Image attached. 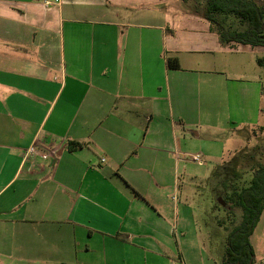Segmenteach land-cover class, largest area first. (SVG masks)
<instances>
[{
  "label": "crops",
  "instance_id": "obj_1",
  "mask_svg": "<svg viewBox=\"0 0 264 264\" xmlns=\"http://www.w3.org/2000/svg\"><path fill=\"white\" fill-rule=\"evenodd\" d=\"M44 1L0 0V264H184L200 236L170 194L244 144L206 131L254 119L264 47L179 0ZM250 241L264 264V209Z\"/></svg>",
  "mask_w": 264,
  "mask_h": 264
},
{
  "label": "rangeland",
  "instance_id": "obj_2",
  "mask_svg": "<svg viewBox=\"0 0 264 264\" xmlns=\"http://www.w3.org/2000/svg\"><path fill=\"white\" fill-rule=\"evenodd\" d=\"M255 1L258 3L263 2V0ZM179 2L181 1L179 0ZM188 5L187 9L183 5L184 11L204 16V0H189ZM195 6L199 8V12H196L197 8ZM179 11V8H175L167 13L174 16L173 12L177 13ZM227 23H231L230 18H227ZM247 56L250 62L252 61V68H254L255 80L254 83L250 82V88L254 86L256 92L254 119L243 124L237 122L233 128L227 125L223 126L222 123L217 128L206 131L208 135L220 137V139H227L231 135L242 138L244 144L235 147L234 150L232 147L226 148L224 157L221 160L205 158L204 166L201 168L204 171L203 177L196 179L193 177L190 180L181 181L178 191L170 194L171 202H173L172 196L174 195L176 198L175 203L185 199L187 207L190 208V218L194 225H197L195 231L200 236L198 245L191 243V246L192 244L196 246L195 248L198 249L199 253H192L186 248L184 264H192L195 255L202 262L200 251L203 252V257L207 254L216 264L222 261L226 234L234 226L228 220L229 212L225 207V196L246 186L251 179V168L257 164H264V50L255 49ZM258 60L263 62L260 63ZM232 84L237 87L242 86L239 82H232ZM191 162L194 163L192 159ZM226 164H232L235 168L231 167L230 169ZM193 167L195 166L193 165ZM215 173H218V175ZM235 215L237 217L236 222H238L240 211L235 210ZM256 239L257 237L254 238V241Z\"/></svg>",
  "mask_w": 264,
  "mask_h": 264
},
{
  "label": "trees",
  "instance_id": "obj_3",
  "mask_svg": "<svg viewBox=\"0 0 264 264\" xmlns=\"http://www.w3.org/2000/svg\"><path fill=\"white\" fill-rule=\"evenodd\" d=\"M189 7V0H180ZM204 19L211 32L217 35L219 43L226 48L236 49L247 46L251 49L264 47V2L255 0H204ZM260 2V1H259ZM196 12L198 7L195 6ZM227 18L231 23H227ZM262 63V60H258ZM169 69H179L176 58H167ZM83 147L78 142H70L68 149L74 151ZM228 168L232 164H226ZM235 167H233L234 169ZM248 184L225 196L229 223L234 225L225 237V251L219 264H255V253L250 241L264 209V164L251 168ZM218 175V173H215ZM235 210L240 211L237 221ZM222 226V224H221Z\"/></svg>",
  "mask_w": 264,
  "mask_h": 264
},
{
  "label": "built area",
  "instance_id": "obj_4",
  "mask_svg": "<svg viewBox=\"0 0 264 264\" xmlns=\"http://www.w3.org/2000/svg\"><path fill=\"white\" fill-rule=\"evenodd\" d=\"M44 3L46 5H49L50 2L48 1H44ZM44 152L41 151V149L37 148L36 145H32L31 147H29L26 151H25V154L23 156V160L26 161L28 159H32L33 157L35 156H43ZM192 161L198 163V164H202V160L199 156L197 155H194L191 157ZM101 161L103 162L104 159H101Z\"/></svg>",
  "mask_w": 264,
  "mask_h": 264
}]
</instances>
